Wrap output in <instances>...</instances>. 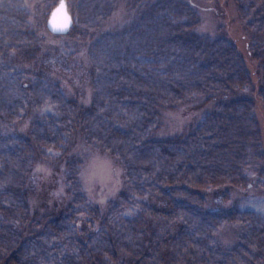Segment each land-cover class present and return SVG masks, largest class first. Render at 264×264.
Returning a JSON list of instances; mask_svg holds the SVG:
<instances>
[{
	"label": "trees",
	"instance_id": "1",
	"mask_svg": "<svg viewBox=\"0 0 264 264\" xmlns=\"http://www.w3.org/2000/svg\"><path fill=\"white\" fill-rule=\"evenodd\" d=\"M66 2L72 25L51 34L89 40L85 104L60 87L53 72H65V60L44 48L23 0H0V264L263 263L262 213L235 201L208 208L202 193L246 189L254 175L264 177L247 94L254 90L233 41L198 33V12L184 0H126L133 19L97 35L116 0ZM234 2L250 33L264 110V0ZM197 100L209 107L195 122L157 134L161 109ZM76 138L121 166L123 187L103 205L82 189V157L70 152ZM40 160L63 163L67 194L43 213L28 202ZM227 224L238 228L229 245L218 236Z\"/></svg>",
	"mask_w": 264,
	"mask_h": 264
},
{
	"label": "rangeland",
	"instance_id": "2",
	"mask_svg": "<svg viewBox=\"0 0 264 264\" xmlns=\"http://www.w3.org/2000/svg\"><path fill=\"white\" fill-rule=\"evenodd\" d=\"M184 1L193 5L198 12L199 22L195 27L198 33L209 36L225 33L235 44L253 86L254 91H249L247 94L254 100L255 114L264 147V110L255 94L259 79L258 65L249 51L250 33L237 13L234 0ZM50 2L51 0H23L27 22L38 27L44 48L60 55L65 60L67 70L53 72V75L60 80V87L65 93L77 92L80 101L84 104L88 103L91 97L87 55L89 40L54 37L45 26L49 10L53 7L47 10L45 6ZM54 2L56 4L58 0ZM45 12L46 16H44ZM133 16L134 10L129 8L126 0H116L111 14L99 26L95 35L99 32H116L129 23ZM197 103L198 100L194 103H181L175 108L161 109L157 134H173L195 122L199 114L209 107L207 104L197 106ZM26 126L25 121L19 129L25 130ZM70 152L80 154L82 157L78 178L89 201L103 205L107 199L114 197L121 190L124 184L123 171L117 161L107 152L91 148L79 138L73 141ZM64 190L63 163L44 160L36 162L28 195L30 209L43 213L54 206L63 205L67 201V194ZM223 191H226L229 197L225 201L220 198V193ZM202 193L208 208L227 206L235 201L240 207L256 209L264 216V177L254 175L246 189L222 186L203 190ZM237 231L236 224H227L219 229L218 236L223 243L229 245L233 243Z\"/></svg>",
	"mask_w": 264,
	"mask_h": 264
},
{
	"label": "water",
	"instance_id": "3",
	"mask_svg": "<svg viewBox=\"0 0 264 264\" xmlns=\"http://www.w3.org/2000/svg\"><path fill=\"white\" fill-rule=\"evenodd\" d=\"M72 15L65 0H58L49 10L45 26L52 34H64L72 25Z\"/></svg>",
	"mask_w": 264,
	"mask_h": 264
}]
</instances>
